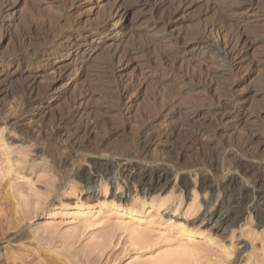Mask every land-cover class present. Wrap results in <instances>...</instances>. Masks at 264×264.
<instances>
[{"label":"rangeland","instance_id":"obj_1","mask_svg":"<svg viewBox=\"0 0 264 264\" xmlns=\"http://www.w3.org/2000/svg\"><path fill=\"white\" fill-rule=\"evenodd\" d=\"M4 1L13 10L0 21L1 57L43 45L28 34L30 22L45 24L50 41L93 31L117 1L133 9L126 35L111 29L102 47L88 45L86 69L75 66L50 93L51 75L39 78L36 96L51 98L44 108L22 105L20 68L0 65V264H264V210L254 209L261 182L247 173L254 167L264 177V0L233 16L257 39L249 60L237 68L210 51H191L178 69L192 65L186 81L165 74L158 57L171 48L160 25L175 10L172 0L155 15L153 0L144 7L139 0ZM243 1L197 2L171 31L192 40L219 11ZM63 41L45 43L52 44L47 62L64 54ZM128 46L135 51L122 76L141 81L129 93L141 91L133 105L120 100L124 86L111 61ZM200 65L214 79L215 99ZM87 91L88 111L71 123ZM79 127L84 145L63 147L61 135ZM219 211L227 220L209 221Z\"/></svg>","mask_w":264,"mask_h":264},{"label":"bare ground","instance_id":"obj_2","mask_svg":"<svg viewBox=\"0 0 264 264\" xmlns=\"http://www.w3.org/2000/svg\"><path fill=\"white\" fill-rule=\"evenodd\" d=\"M153 1H154V5L151 8L152 9L151 14L153 15L157 14L158 12H161L163 8L166 9L165 7L168 4L166 2L167 0L165 1L164 0H161V1L153 0ZM200 1L202 0H174V1L172 0L171 1L172 5L177 4L174 12L171 11L173 14L171 15L169 13L168 15H171V16L164 17L163 21L161 22L162 24L158 23V24H154L153 26V27H158L161 24L160 26H162V28L164 27V32L167 31V33L164 36V39L166 40L167 43H169V45L171 43L170 45L171 48L169 50H165L164 52L160 53L158 56L159 59L161 60L160 63H162L163 70L165 71L164 73L165 74L172 73L171 74L172 77H176V79H180V81H184V80L186 81L187 78L191 77L189 72L191 69H193L192 65H188L181 71L178 70L180 69V65L183 64L181 63L180 58L182 56H185L186 53H189L191 51L192 52L198 51V50L201 51L204 49L214 54V57H216L217 60L223 61L224 63H228L229 66L237 65V68H238L249 60V52L252 49V47L255 45L256 40H257L252 37L253 34H251L249 29L247 28L248 27L247 26L248 24H246L247 22H244L243 19L236 20L233 17L235 15L242 13V11L246 9L256 8L255 6L256 0H248V1L246 0V1H243L244 4L242 3L243 5L239 6L238 8H230L225 11H219L217 19L215 21L213 20L214 22L211 21L212 23L204 24V26L201 27L200 29V33L194 38H192V40L186 37L184 34H182V32L180 33V31L179 33L178 32L174 33V31L172 32L171 29L176 25V19L181 14L187 13V11H189L195 3L200 2ZM1 2H0V21H4L7 17H9V13L11 10H13V7L3 5L1 4ZM147 2H148L147 0L138 1V3L143 7L146 6ZM171 2L169 4H171ZM210 3L211 2H209V4ZM4 4H5V1H4ZM132 9H133L132 6H130L129 4H126L125 1H117L115 5L110 9L111 11L110 13H108L109 15L107 16V18L101 21V23L97 24L96 27L93 29V31L71 30L70 32L64 35L55 36V38L51 39L50 41H48L49 39L48 31H47V28L45 27V24H37L34 22H30L27 26L28 34L34 35V38L36 40L43 41L42 42L43 45L39 44V46H37V48L33 52H29V51L25 53L24 52H13L3 57L0 56V65L7 62L8 63L7 66L14 64V65H18V67L20 68L21 78L23 77V81H22L23 83L21 87V91H22L21 97L23 98L22 105L26 103L27 107H43V108L45 107V105L48 106V104H50L48 103V101H50L51 98L47 99L45 97L46 98L45 100V98L36 96L39 78L44 74L46 75V73L51 75L49 76L51 77L50 78L51 81L48 82L49 85L47 84L48 92L50 93L54 91V89L57 88V86L61 83L65 75H67L75 66H78L79 68H82L83 70L86 69V64L88 63V60L86 59L85 55H87L89 51L88 45H90V47L101 46L104 42V40L101 38L104 37L108 32H110L111 29H117L118 33L124 32L123 35H126L125 31H127V28H128V16L130 15ZM213 9L215 10V8H212V7L208 8V12L209 11L212 12ZM256 34H257V31H256ZM119 35L115 36V38H119ZM23 38H22V43H26L28 41V36L25 35L23 36ZM34 38H32L31 41L29 42H33L32 40H34ZM62 39H64V41L59 43V45L61 44V48H63L62 51H64V54H62L60 59L58 60L47 62L46 57L49 56L48 51L50 50V46L54 42L57 43L56 41L59 42ZM187 39L191 40V42L188 41ZM95 41L96 42L100 41V43L94 45ZM49 42L52 44L46 45ZM124 48L121 49L118 47L111 53V61L114 66V69H112L113 78L115 79L116 84L124 86L120 94V97H119L120 100H122V102L126 105L127 104L133 105L137 101V99L140 97L141 91H139L140 90L139 89L138 93L135 92L137 95L136 94L133 95L134 93L133 94H129V93L131 89L135 88L134 86L137 83H140L141 81L138 76L131 77L128 79L123 78L121 72H123L122 70H125L129 67L130 65L129 63H131L130 61L132 60L131 57L132 55L134 56V51H135V50H132L131 47L129 48V46L124 47ZM142 49L149 50L150 46L146 45V47ZM57 50L55 53H59L57 52ZM45 61L47 63L44 64ZM115 62H118L117 63L118 65H115ZM24 64H27V66L25 65V68H24ZM38 67H41V69L39 68L38 70H35V68H38ZM199 68H200L199 72L204 74L203 76L205 78V81L203 82L206 86V91L208 93L207 95H211V98L215 99V93H214V90H212L214 79H212L211 74L207 73L201 65L199 66ZM4 92L8 93L7 90ZM89 94L90 92L88 91L85 92V94L81 95V97L78 98L76 103H74L75 111L73 112V117L71 118V121H70L71 123H73L74 120L76 121L77 116L82 117V115L87 113L88 106L86 107L84 105V102ZM227 96H231V95L229 94ZM237 96H238V100L240 99L242 101L245 100L243 94H239ZM49 97L51 96L49 95ZM86 104H87V101H86ZM232 111L233 109L229 110L228 108V111L219 112L218 116L223 121V119L227 118L230 114H232ZM40 114L41 113H39L38 115ZM34 116L35 115L33 114V112L30 111L26 117L32 118ZM85 129L86 128L79 127L73 132L68 131L67 133H63L61 135L62 146L65 148H69L71 146L75 147L79 143H81V145H84L83 143L88 139L87 138L86 140L81 142V139H83L84 133H86ZM57 132L59 133L60 131H57ZM38 137H40V135ZM97 168H98L97 173H103L100 170V167H97ZM112 170L113 169L109 168L107 172L112 173ZM257 171L258 170L254 167L253 168L249 167L247 169V173L251 174V176L254 177L255 183H257L258 181L257 179H259L261 182L259 186L260 190L258 194V202L254 206L255 211L261 212L262 210H264V177L258 174ZM83 175H84L83 177H87L85 173ZM136 178L137 177L133 176L131 177V180H135ZM85 181H86V187L91 189L92 179L88 176ZM206 185H208L207 187L210 186L209 183L208 184L205 183V186ZM246 200H247V196L244 195L242 201L239 202V205L242 206L244 202H246ZM221 212L222 211L216 212V214L211 216L209 221L216 219V223L222 224L223 221L227 220V218H224V216L221 215ZM206 218H207V213L203 215L202 219L206 220Z\"/></svg>","mask_w":264,"mask_h":264}]
</instances>
